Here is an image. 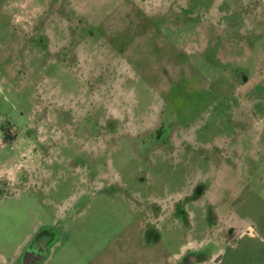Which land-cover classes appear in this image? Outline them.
Returning a JSON list of instances; mask_svg holds the SVG:
<instances>
[{
    "label": "rangeland",
    "instance_id": "374dc122",
    "mask_svg": "<svg viewBox=\"0 0 264 264\" xmlns=\"http://www.w3.org/2000/svg\"><path fill=\"white\" fill-rule=\"evenodd\" d=\"M53 221L46 264H264V0H0V264Z\"/></svg>",
    "mask_w": 264,
    "mask_h": 264
},
{
    "label": "crops",
    "instance_id": "0c3cea01",
    "mask_svg": "<svg viewBox=\"0 0 264 264\" xmlns=\"http://www.w3.org/2000/svg\"><path fill=\"white\" fill-rule=\"evenodd\" d=\"M15 182H16V180H15ZM54 226H55V221L48 223L47 225H40V226H38V228L33 229L34 231L32 232V234L27 235L25 241L23 242V245L14 249V251H15L14 254H16L20 258H23L24 260H22V261L25 264H46V263H48L49 259L52 256V253L54 252V250H53L54 245L56 244V235L53 232ZM32 235H34V237L31 240H29ZM42 235H44V236L45 235H48V236L51 235V239L46 243L45 249H44V252H43L41 258L39 260L34 261V259L32 258V255H30L31 253L27 252V248L29 247L31 242H33L35 240L36 237L41 238ZM10 250L11 249L1 247L0 248V257L1 258H3V257L8 258V251H10ZM99 256H102V254H99L98 257ZM163 261H164V259H161V258L160 259H158V258L149 259L145 263L141 262V260H139V261L138 260H132V261H129V264H142V263L143 264H164ZM116 262H117L116 264H124L123 261H116ZM89 264H115V263L111 262L110 260L104 259V257L102 256V258L100 260L98 258H96L93 261H91Z\"/></svg>",
    "mask_w": 264,
    "mask_h": 264
},
{
    "label": "flooded vegetation",
    "instance_id": "af4514ba",
    "mask_svg": "<svg viewBox=\"0 0 264 264\" xmlns=\"http://www.w3.org/2000/svg\"><path fill=\"white\" fill-rule=\"evenodd\" d=\"M45 243L41 240V238L36 237L33 242L27 248V252L31 253L32 258L34 261L39 260L44 252Z\"/></svg>",
    "mask_w": 264,
    "mask_h": 264
},
{
    "label": "trees",
    "instance_id": "16d2710c",
    "mask_svg": "<svg viewBox=\"0 0 264 264\" xmlns=\"http://www.w3.org/2000/svg\"><path fill=\"white\" fill-rule=\"evenodd\" d=\"M2 132L4 134V139L7 141H10L11 140L10 136H8V134L6 132H4L3 130H2Z\"/></svg>",
    "mask_w": 264,
    "mask_h": 264
}]
</instances>
